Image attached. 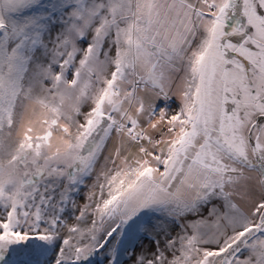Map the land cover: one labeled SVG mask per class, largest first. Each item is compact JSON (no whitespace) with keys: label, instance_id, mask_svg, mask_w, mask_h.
<instances>
[{"label":"snow or ice","instance_id":"snow-or-ice-1","mask_svg":"<svg viewBox=\"0 0 264 264\" xmlns=\"http://www.w3.org/2000/svg\"><path fill=\"white\" fill-rule=\"evenodd\" d=\"M0 264H264V0H0Z\"/></svg>","mask_w":264,"mask_h":264}]
</instances>
